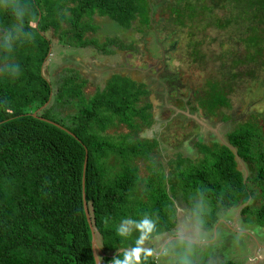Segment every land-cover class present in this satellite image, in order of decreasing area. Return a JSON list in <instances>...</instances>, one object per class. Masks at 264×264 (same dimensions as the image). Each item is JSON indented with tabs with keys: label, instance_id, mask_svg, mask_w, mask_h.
Instances as JSON below:
<instances>
[{
	"label": "trees",
	"instance_id": "1",
	"mask_svg": "<svg viewBox=\"0 0 264 264\" xmlns=\"http://www.w3.org/2000/svg\"><path fill=\"white\" fill-rule=\"evenodd\" d=\"M86 1L73 0L80 12H96L106 19L102 44L94 37L82 38L87 31L98 33L95 29L99 27L90 24L93 17L82 29L77 30L75 23L59 40L52 38L58 26L53 8L64 0H0V264H95L83 193L103 254L101 264H114L137 247L142 235L137 225L144 219L154 229L139 247L151 250L152 255L146 257L142 252L140 264H162V256L157 257L154 248L178 222L176 204L166 189L172 180H166L164 169L158 165V171L149 169L144 177L133 165L138 158L150 161L145 154L157 146L156 140L131 141L126 134H108L114 118L126 128L123 118L135 115L152 124L149 110L153 106L145 99L151 94L147 87L131 77L114 75L108 87L96 88L91 97L84 90L89 79L74 70L79 62L74 69L65 68L55 87L48 76L55 68L50 65L52 58L62 56L64 49H71L68 46L82 50L91 45L110 56L117 46L127 49L120 35L151 29L153 13L160 6L156 0ZM164 3L162 12L168 13L173 25L187 29L188 56L200 58L198 64L206 65L200 41L207 38L205 31L232 29L218 45L220 53L213 57L221 80L205 89L198 104L211 117L222 119L219 111L230 107L232 86L254 78L264 68V0ZM217 11L224 17H218ZM112 47L114 50L109 49ZM58 61L55 63L61 64ZM141 99V109L129 112ZM195 108L191 106L192 111ZM227 139L251 176L243 177L226 145L196 142L201 154L195 159L182 153L173 155L182 156L169 175L176 183L175 193L179 190L181 200L194 203L190 211L205 224L214 225L245 205L242 217L252 216L264 226V138L245 120L233 125ZM116 159L121 167L114 172L109 162ZM119 228L125 229L123 235ZM197 264L208 263L201 260ZM220 264L236 263L227 260Z\"/></svg>",
	"mask_w": 264,
	"mask_h": 264
},
{
	"label": "rangeland",
	"instance_id": "2",
	"mask_svg": "<svg viewBox=\"0 0 264 264\" xmlns=\"http://www.w3.org/2000/svg\"><path fill=\"white\" fill-rule=\"evenodd\" d=\"M64 1L53 8L58 26L54 28L52 38L59 40L58 36L64 31L74 29L72 26L75 23L77 30L82 29V26L88 25L89 19L93 17L90 24L99 27L95 29L98 33L87 31L84 35L82 34V38L94 37L98 43L102 44L104 42L103 20L106 19L100 18L96 12L93 14L90 12L88 14L86 10L80 12V5L73 0ZM163 1L170 0L155 1L160 8L153 13L151 29L127 31V36L120 35L119 39L124 43L123 46L126 42L127 49L117 46L115 54L110 56L101 52L100 49L92 48L91 45L85 46L86 48L82 50H74L68 46L71 48L70 50L64 49L62 56L52 58L50 65L55 68L52 72H48L49 81L55 87L57 77L65 75V68L74 69L76 62H79L80 66L74 70L78 69L80 74L89 79V84L84 90L86 94H91V97L96 92V88L101 90V88L105 89L109 86L108 80H111V75L116 73L110 71L112 66H118L120 71L117 73L132 77L137 83L145 84L150 92L152 84L161 88L157 92H151L145 98L153 106L152 111L149 110L154 117L152 124L143 123L140 117L135 115L128 119L123 118L124 121H127L125 124L128 125V128L117 122L119 118H114L115 122L107 128L108 134L115 136L126 134L129 135L128 139L131 141L137 139L140 142L151 143L156 140L157 146L147 155L145 154L150 161L138 158L137 161H133V165L138 168L139 175L144 177L149 175V169L158 171L159 165L164 169L166 180H172L166 183V189L176 204L177 215H179L178 222L175 229L166 234L165 240L154 248V251H157L156 256H162V264H197L201 260L208 264H220L227 260L236 264H264V226L254 222L256 220L252 216L242 217L241 211L245 205H239L230 211L229 215H224L222 218H226L225 225L220 221H217L215 225L205 224L196 220L190 211L194 203L184 198L181 200L179 190H176L175 193L176 183L169 176L174 172V160L182 157L180 154L171 155L173 151L195 159L197 155L201 154L197 144L194 146L196 153L193 151V145L196 142L206 143L209 146L217 144L230 147L227 136L232 131L233 125L235 127L245 120L251 121L264 138V68L259 70L254 78L244 79L241 83L238 81L232 86V92L229 94L231 97L230 107L219 111L222 119L211 118L208 109L202 107L201 109L197 106V109L201 111L202 120L198 113H192V117H190L189 112L190 119L188 120L183 114H180L183 112L178 110L181 104L174 102L175 106L171 107L170 100L177 98L176 92L172 91L178 88L181 93H185L187 97L190 96L191 102L200 103L204 97L202 93L205 89H210L214 85L213 82L221 80L220 76H217L218 64H215L213 60L215 55L220 53L218 45L231 35L232 29L209 28L205 31L207 38L203 40L201 38L200 41L203 42L202 50L206 51V65L204 62L198 64L201 62L200 58L195 59L188 56L190 50L188 49V39H186L187 29H179L173 25L168 13L162 12L166 5ZM81 2L87 1L81 0ZM81 13L86 15L83 16ZM216 14L220 18L224 17L220 11H217ZM61 18L70 23L63 22ZM109 27L113 29V25ZM70 39L73 37L70 36ZM53 45V49H55L56 44L53 43ZM109 49L114 50V47ZM58 53L61 54V51L59 50ZM57 59L61 61V64L55 63L59 62ZM62 66H64L63 69H61ZM258 80L261 85L257 82ZM138 89L142 90V87ZM143 103L144 100H138L129 112L139 111ZM158 107L160 109L156 110ZM174 108L177 111L176 115L183 116H179V118L173 116ZM130 122L135 126L134 129ZM198 126L200 131H198ZM109 165L114 172L120 171L121 166L117 159L110 160ZM237 169L244 178L251 176L250 168L240 159H237ZM148 243L150 246L153 245V242ZM190 261L192 262L190 263Z\"/></svg>",
	"mask_w": 264,
	"mask_h": 264
},
{
	"label": "clouds",
	"instance_id": "3",
	"mask_svg": "<svg viewBox=\"0 0 264 264\" xmlns=\"http://www.w3.org/2000/svg\"><path fill=\"white\" fill-rule=\"evenodd\" d=\"M72 48V47H71ZM113 67H116V68H118V66H112V68L111 69H114ZM111 72H115V71H113V70H110ZM114 75H117V76H121L119 73H114V74H112L111 75V78L114 76ZM109 82L111 81V80H108ZM145 85V84H144ZM146 86V85H145ZM148 88H146V90H147ZM149 91V90H148ZM150 92V91H149ZM144 99V98H143ZM183 101H184V99H182ZM180 103H182V102H180ZM191 103V102H190ZM190 104L188 103L187 105L185 104L184 105V107H183V105L181 104V106L178 108V110H180V111H183V110H185V112L183 113V115H184V117L185 118H187L188 120L190 119L189 118V114H190V117H192L191 116V114H192V112L191 111H189V109H188V107H191V105L189 106ZM186 108V109H185ZM197 109H195V111H196ZM167 111V110H166ZM188 112H189V114H188ZM174 113V112H173ZM211 118H213V117H211ZM153 123V122H152ZM195 144V143H194ZM176 147H177V144H176ZM229 149H231L232 150V152H233V150H234V160L236 161V163H237V159H240L239 157H238V155H237V150L236 149H233L232 147H228ZM193 151L196 153V151L193 149ZM175 155V154H177V153H174V151H173V153H171V155ZM175 161V160H174ZM226 220V218H223V219H220L219 221L221 222V223H223L224 225H225V223H224V221ZM215 225V224H214ZM137 228L140 230V232L142 233V235H141V237H140V239L136 242L137 243V247L136 248H134L130 253L129 252H125L124 253V258L121 260V259H116L115 261H114V264H140V257H141V253L142 252H144V255L147 257V256H151L152 255V252H151V250H144V249H142L141 247H139V245H141V244H143V242H144V240L147 238V235L149 234V233H151L152 231H153V229H154V225H153V223L152 222H150L149 220H147V219H144V220H142L138 225H137ZM124 231H125V229H123V228H119L118 229V232H119V234L120 235H123V233H124Z\"/></svg>",
	"mask_w": 264,
	"mask_h": 264
},
{
	"label": "flooded vegetation",
	"instance_id": "4",
	"mask_svg": "<svg viewBox=\"0 0 264 264\" xmlns=\"http://www.w3.org/2000/svg\"><path fill=\"white\" fill-rule=\"evenodd\" d=\"M112 68V67H111ZM114 69H110V70H113V71H115V72H118V71H120L119 70V68H116V67H113ZM132 78V77H131ZM151 92H157V91H159V90H161V88H159V87H157V85H155V84H152L151 86ZM174 88V87H173ZM172 92H176V95H177V98L175 99V100H170V103H171V107H174L175 106V104H174V102L175 103H178V104H182V105H187L188 103L192 106L193 105V107H197L198 106V104H199V102H191V100H190V96H186L185 95V93H181L179 90H178V88H175V89H173V91ZM172 94V93H171ZM171 94H169V96H171ZM170 98V97H169ZM182 99H184V101L182 100ZM182 102V103H180V102ZM191 102V103H190ZM189 105V106H190ZM191 107H189V109H190ZM186 109V108H185ZM195 109H197V108H195ZM174 114H176L177 113V111L175 110V108H174ZM180 111V110H179ZM189 111H191L192 113H198L199 115V117H200V115H201V111H199L198 109L196 110V111H192L191 109L189 110ZM183 113L185 112V110H183L182 111ZM183 113H180V114H183ZM179 115V114H178ZM200 120H202L201 119V117H200ZM198 128V131H200L201 129H199V126L197 127ZM231 133V132H230ZM229 134V133H228ZM227 134V135H228ZM229 136V135H228ZM227 136V137H228ZM227 141H228V139H227Z\"/></svg>",
	"mask_w": 264,
	"mask_h": 264
},
{
	"label": "water",
	"instance_id": "5",
	"mask_svg": "<svg viewBox=\"0 0 264 264\" xmlns=\"http://www.w3.org/2000/svg\"><path fill=\"white\" fill-rule=\"evenodd\" d=\"M86 163H87V153L85 154V161H84V168H83V173H85V169H86ZM84 183V180H82V185ZM83 209H84V213H85V217L87 220V223L89 225L90 231H91V250H92V255L95 261V264H101L100 263V257L103 256V254H101L99 247L96 243V239H95V232H94V228L91 224V218L88 212V208H87V204L85 202V197H84V193H83Z\"/></svg>",
	"mask_w": 264,
	"mask_h": 264
},
{
	"label": "crops",
	"instance_id": "6",
	"mask_svg": "<svg viewBox=\"0 0 264 264\" xmlns=\"http://www.w3.org/2000/svg\"><path fill=\"white\" fill-rule=\"evenodd\" d=\"M120 74V73H119ZM122 77H124V75L120 74ZM152 122H154V117L152 116Z\"/></svg>",
	"mask_w": 264,
	"mask_h": 264
}]
</instances>
